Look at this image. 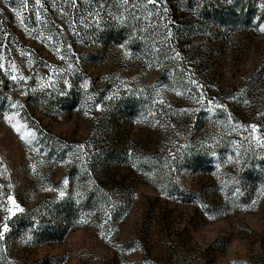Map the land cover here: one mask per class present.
Here are the masks:
<instances>
[{
	"label": "rangeland",
	"instance_id": "1",
	"mask_svg": "<svg viewBox=\"0 0 264 264\" xmlns=\"http://www.w3.org/2000/svg\"><path fill=\"white\" fill-rule=\"evenodd\" d=\"M262 28L264 0H0V264H264Z\"/></svg>",
	"mask_w": 264,
	"mask_h": 264
},
{
	"label": "snow or ice",
	"instance_id": "2",
	"mask_svg": "<svg viewBox=\"0 0 264 264\" xmlns=\"http://www.w3.org/2000/svg\"><path fill=\"white\" fill-rule=\"evenodd\" d=\"M35 2H36L37 4H39V3H40V0H35ZM73 3H75V0H73ZM148 3L153 4V5L155 6V5H158V4L160 3V0H148ZM17 15H19V13H17ZM37 19H39V16H37ZM21 20L23 21V18H22V17H21ZM261 31H264V28H262ZM178 56H179V54H177V57H178ZM13 79H16V77L14 76ZM252 129H253V131H255V130H256V126L253 125V126H252ZM60 195L63 196L64 193L61 192ZM10 200H11V198H10ZM11 203L16 207V210H17V211H22V209H20L19 206L16 205L15 200H11ZM8 211L11 213V212H12V209L9 208ZM7 231H8V225L5 223V224L3 225V229L0 230V239L3 238L4 233L7 232Z\"/></svg>",
	"mask_w": 264,
	"mask_h": 264
},
{
	"label": "trees",
	"instance_id": "3",
	"mask_svg": "<svg viewBox=\"0 0 264 264\" xmlns=\"http://www.w3.org/2000/svg\"><path fill=\"white\" fill-rule=\"evenodd\" d=\"M249 15H253L252 12H249V13H247V15L244 16V20H243L244 22H247L248 21ZM111 32L112 31H110L109 35H111ZM112 39H116V38H112ZM105 40H106V38L103 41H105ZM114 41L116 42V40H112V43L111 44H114L115 43Z\"/></svg>",
	"mask_w": 264,
	"mask_h": 264
}]
</instances>
